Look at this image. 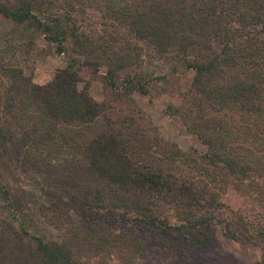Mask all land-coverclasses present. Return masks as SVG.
Instances as JSON below:
<instances>
[{
    "label": "trees",
    "instance_id": "obj_1",
    "mask_svg": "<svg viewBox=\"0 0 264 264\" xmlns=\"http://www.w3.org/2000/svg\"><path fill=\"white\" fill-rule=\"evenodd\" d=\"M0 19L27 29L0 59V264H86L81 250L103 248L94 237L108 243L103 253L132 257L139 238L108 217L74 225L71 210L86 208L157 225L189 246L211 243L205 226L218 222L232 239L261 242L264 255V218L244 233L253 221L224 216L219 190L231 185L264 206V0H0ZM44 54L65 64L38 83L30 60ZM170 56L193 74L165 111L203 152L164 138L133 98L166 79L146 62ZM95 79L102 99L89 91ZM20 171L40 176L50 201L41 215L70 221L71 235L30 231L5 178Z\"/></svg>",
    "mask_w": 264,
    "mask_h": 264
},
{
    "label": "rangeland",
    "instance_id": "obj_2",
    "mask_svg": "<svg viewBox=\"0 0 264 264\" xmlns=\"http://www.w3.org/2000/svg\"><path fill=\"white\" fill-rule=\"evenodd\" d=\"M26 33L27 29L24 26L17 25L10 20L0 19V59L1 56L7 58L9 53H4V49L9 41L20 40ZM37 42L43 45L41 38H38ZM30 63L34 68L33 81L44 83L50 79L57 67L65 64V57L63 54L38 55L33 61L30 60ZM146 63L154 67L155 74H164L166 79L162 78L152 81L150 91L147 94L134 92L133 98L136 103L149 115L150 122L152 125L157 126L164 138L176 142L179 147L187 152L205 151L206 146L195 134L187 131L180 117L165 111L169 100L189 86L193 70L185 65L182 58L176 56H170L168 59H155L152 62ZM21 64L25 72L29 73V68L25 65V62L23 61ZM103 69L101 67L100 71L102 72ZM89 91L95 99H102L105 95L103 84L99 79L91 82ZM16 174L7 172L5 178H10L9 181L13 185V193L22 197V202L24 203L22 217L24 223L29 225L30 231L36 230L48 238L58 239L66 237L68 234L71 235L70 228L74 226H69L70 221L61 220V218L54 221L53 218L46 219V216L41 215L43 212L40 210V206L43 202L48 204L50 201L45 200L43 196L44 189L42 188V183L38 182L40 176L34 173L32 176H29L26 172L20 171L17 174L19 178H17ZM24 182L28 183V185L26 184V188L29 190L30 196L25 193L22 194L20 184ZM211 184L218 188L220 183L214 181ZM43 185L46 184L44 183ZM219 190L221 192L220 199L224 202L226 208L223 212L224 216L226 215L228 219L234 220L232 217L234 211L233 215H241L240 219L253 221L252 224H249L248 230L243 229L244 233L252 231V227L256 226H253V224L257 219L264 218V206H261L248 195L244 196L231 185H223ZM0 201L2 202L3 200L0 199ZM257 210L261 211L257 212ZM256 212L261 214H256ZM7 213L8 211L2 208L1 214L6 215ZM71 213L74 217L73 221L75 220L74 225L78 226L79 223L82 227L88 226L92 219H104L108 217L119 231L124 229L131 232L139 238V242L143 245L140 247V243L136 244L133 242L130 252L128 251L132 257L125 261L122 260L119 252L114 249L109 253H103L102 249L106 248L108 243L103 241V237H94L95 242L97 241V244L101 243L100 245L103 248H100L101 250L97 252L81 250L79 259L86 264H264L261 242L257 243L256 241L249 240L247 234H242V238L240 239H232L223 233L218 222H211L205 226L206 231L211 237V243L200 246H189L178 237L163 232L157 225L148 222L140 223L138 220L130 218L123 222L120 219V214H117V212L114 214L112 212V215H110L111 212L106 209L94 212L91 208H86L80 209L78 213L75 210H71ZM18 217H21V213ZM172 217L171 213H169L168 218ZM85 219L89 221L85 222ZM261 221L264 220L262 219ZM82 234L84 232L78 233V235ZM104 236H108L110 241H114L111 235L105 233ZM80 237L82 238L83 236ZM78 240H80L78 243L84 246L89 245L91 241L87 242L86 239L79 238Z\"/></svg>",
    "mask_w": 264,
    "mask_h": 264
}]
</instances>
